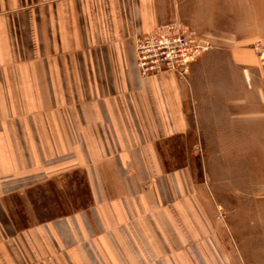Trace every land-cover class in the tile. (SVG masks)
I'll use <instances>...</instances> for the list:
<instances>
[{"label":"crops","instance_id":"1","mask_svg":"<svg viewBox=\"0 0 264 264\" xmlns=\"http://www.w3.org/2000/svg\"><path fill=\"white\" fill-rule=\"evenodd\" d=\"M252 1L243 35L209 40L181 77L143 75L135 58L137 36L183 18L179 0H0V264L211 255V144H245L249 113L264 112V0ZM13 192L32 194L27 220L7 217Z\"/></svg>","mask_w":264,"mask_h":264},{"label":"rangeland","instance_id":"2","mask_svg":"<svg viewBox=\"0 0 264 264\" xmlns=\"http://www.w3.org/2000/svg\"><path fill=\"white\" fill-rule=\"evenodd\" d=\"M168 3L170 5V1ZM253 3L252 0H179L184 16L168 23L188 25L190 29L193 26L202 31L211 43L221 45L227 41L228 45L243 35L238 32L241 28L239 15L253 13L255 9L247 7ZM167 10L171 11L170 8ZM198 11L204 16L211 13V25L197 23L198 18L195 17ZM256 84L253 77V81H249V104H256ZM203 164L202 157L199 162L201 173ZM209 164L211 189L215 192L211 193L214 208L211 215V255L200 256L199 264H264V112L249 113L245 144H211ZM27 195L9 193L8 208L4 210L7 217L27 220L24 214L27 213L28 217L32 211L27 197L32 194ZM50 195L47 191L40 194L44 197L43 206L46 208L55 194ZM61 195H57V200ZM41 211L47 213L51 210L48 207Z\"/></svg>","mask_w":264,"mask_h":264},{"label":"built area","instance_id":"3","mask_svg":"<svg viewBox=\"0 0 264 264\" xmlns=\"http://www.w3.org/2000/svg\"><path fill=\"white\" fill-rule=\"evenodd\" d=\"M210 48L204 34L176 23L164 24L136 37V64L143 75L169 71L186 77L190 64Z\"/></svg>","mask_w":264,"mask_h":264},{"label":"bare ground","instance_id":"4","mask_svg":"<svg viewBox=\"0 0 264 264\" xmlns=\"http://www.w3.org/2000/svg\"><path fill=\"white\" fill-rule=\"evenodd\" d=\"M261 55H262V54H261ZM263 55H264V53H263ZM263 55H262V56H263Z\"/></svg>","mask_w":264,"mask_h":264}]
</instances>
